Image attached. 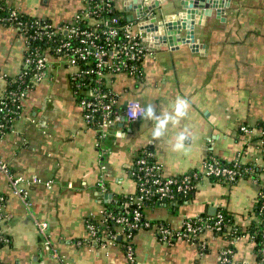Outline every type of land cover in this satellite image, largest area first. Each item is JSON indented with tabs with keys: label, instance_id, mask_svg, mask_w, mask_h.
<instances>
[{
	"label": "crops",
	"instance_id": "crops-1",
	"mask_svg": "<svg viewBox=\"0 0 264 264\" xmlns=\"http://www.w3.org/2000/svg\"><path fill=\"white\" fill-rule=\"evenodd\" d=\"M217 2L223 7L221 16L198 15L195 19L194 44L201 46L199 50L187 43L173 48L149 44L141 64L142 78L126 73L108 78L121 104L137 99L145 107L154 105L157 114L170 111L177 97L189 100V117L177 128H170L160 141L151 139L153 122L141 117L123 125L121 119L98 142L74 96L71 69L53 63L48 76L26 99L13 130L0 142V158L13 173L28 181L34 177L40 180L28 185L27 206L0 172V192L7 196L8 213L3 225L12 238L10 246L0 248L3 262L221 264L219 255L228 242L210 231L201 237L207 248L202 251L199 244L185 240L163 243L153 229L141 228L133 237L135 257L130 263L123 243L106 241L98 246L87 227V220L101 219L105 203L136 191L129 167L136 152L148 145L166 176L201 170L211 156L232 162L239 153L242 163L263 167L257 126L264 120V0ZM115 3L124 17L136 22L127 0ZM8 4L60 24L73 21L84 0H8ZM161 5L166 10L170 2L164 0ZM134 29L140 30L138 23ZM23 50L18 31L0 25V70L17 74ZM243 125L253 129L251 135L239 131ZM183 128L191 131V142L185 151L175 152L171 145ZM102 178L105 188L99 184ZM256 178L241 177L235 183L205 179L189 203L175 209L157 204L148 206L146 212L153 220L180 227L186 217L223 208L246 230L255 218L258 193L264 185L263 173ZM48 181H52L49 187ZM42 223L47 224V239L40 231ZM232 264H257L255 243L248 235L236 240Z\"/></svg>",
	"mask_w": 264,
	"mask_h": 264
},
{
	"label": "built area",
	"instance_id": "built-area-1",
	"mask_svg": "<svg viewBox=\"0 0 264 264\" xmlns=\"http://www.w3.org/2000/svg\"><path fill=\"white\" fill-rule=\"evenodd\" d=\"M115 2L116 0H100V2L98 0H84L83 9L78 12L75 19L71 22L66 24L46 22L42 25L37 22L40 25V29H38L39 35L45 37L48 43L54 42L52 41L54 35L59 36L58 46L55 48L48 44L49 46L43 50L32 51L29 40L21 32L23 23L19 21L18 26H12L18 31L24 41V55L20 71L17 74L8 75L0 70V119L8 121L10 114H16L20 111V116L23 114L26 99L48 76L54 62L64 63L71 69L70 77H72L75 85L74 94L79 100L78 105L83 112L86 124L95 131L98 142L105 139L109 132L108 129L116 125L124 115L129 121H135L143 117L145 106L141 101L128 99L124 104H121L120 98L110 97L108 99L107 94L98 88V83L102 80H105L106 84L109 85L108 78L119 73L136 76V74L141 72L140 62L149 52V43L145 41L144 34L141 30L134 29L136 23L127 22L120 24L118 16L110 17L105 13V11L112 12L113 8L117 9ZM3 19L0 17V20ZM7 19H16V12H13ZM80 62H84L87 66L82 67ZM89 63H93V65L89 66ZM30 69L33 72L30 79L26 80ZM91 74H94L96 79L87 82L86 77ZM10 76L15 83H18L15 89H9L7 77ZM114 107L115 110L113 109ZM3 128H5V123L0 122V142L8 134ZM241 130L243 134L247 135H251L253 132V129L247 125L241 126ZM258 137L259 147L263 152L264 159V129H259ZM152 157H155V152L146 151L132 166L130 174L134 176L136 191L131 194H137L135 200L139 206L133 212V219L130 220L125 216H116L112 213L106 215L104 209L102 210L101 219H99L101 224L104 223L106 218H111L116 223L123 225V228L111 235L107 241L115 242L118 238H123L126 257L130 263L134 262L135 257L133 245L135 230L141 228L153 229L158 239L166 244H172L178 240L197 243L196 240H202L201 237L205 232L210 231L213 234L222 235L224 233L223 228L228 226L224 224L223 214L218 211L214 215L198 216L195 219L188 218L183 222L182 229L178 230H173L162 224L152 225L149 220L145 219L144 221L146 216L140 210L143 201L154 197L159 200L173 201L177 194L187 196L192 192L194 193L205 179L213 177L217 180L231 183L239 176L241 178V174L244 172L241 168L243 163L240 159V153L228 165L211 156L204 161L201 170H194L178 176L164 175L162 165L157 160L151 162L150 158L152 159ZM261 169L264 170V165ZM248 171L253 173L254 169L249 168ZM0 172L6 177L12 192L20 196L24 203L29 206V201L27 200L28 185L30 183H38L40 180L34 177L31 181H28L22 176L16 175L12 172L7 162L1 158ZM51 183L52 181L46 182V186L49 187ZM99 184L102 188H105L103 178ZM5 195L0 192V241L4 240L5 246H9V239H4L1 235H9L5 232L3 225L8 219ZM257 200L260 202V222L264 224V185L259 190ZM184 202L188 203L189 200ZM46 227V223L40 224V231L47 239ZM87 227L95 241L98 242L99 237L96 226L87 224ZM261 234L260 261H257V263L264 264V228L261 230ZM237 239L235 237L227 239L228 244L219 255L221 264H232ZM200 244L202 247H206L203 240ZM54 254L57 256L56 250ZM0 264L8 263L0 259Z\"/></svg>",
	"mask_w": 264,
	"mask_h": 264
},
{
	"label": "trees",
	"instance_id": "trees-1",
	"mask_svg": "<svg viewBox=\"0 0 264 264\" xmlns=\"http://www.w3.org/2000/svg\"><path fill=\"white\" fill-rule=\"evenodd\" d=\"M98 2H100V0H98ZM1 7L2 8L0 9V17H2L4 19L0 20V25H3V26L17 25L18 26V22L21 21L23 23V26H22L23 29L21 32L23 34H25V37L29 40V43H30L29 45H30V48L32 51L43 50L44 48H46L49 45H51L52 48H55L58 46V39H59L58 35L53 36L52 41H54V42L48 43L47 39L45 37H41L38 33V31H39L38 29H40V25H42L46 22H49V23L52 22L49 18H47V17H35V16L25 14L24 12L16 9L15 7L10 6L8 4V0H1ZM13 12H16V19L8 20L7 18H9ZM105 13L108 14V16H110V17L118 16L120 19V24H125L127 22L133 23L132 20H129L126 17H124L122 15V13L117 9L113 8L112 12L105 11ZM37 22H39L40 25ZM62 24H66V23H62ZM53 53H55V52L53 51ZM141 62H140L139 67H140V71L142 72ZM80 64L82 67L87 66L84 62H80ZM91 65H93V63H89V66H91ZM32 72H33V70L30 69L29 74L26 77V80L30 79ZM141 72L136 74V78H142ZM95 79H96V76L94 74L88 75L86 77L87 82L94 81ZM70 80L72 82L73 90H75V85H74L72 77H70ZM7 81L9 83V89H15L16 86L18 85V83H15L12 80L11 76L7 77ZM98 88L103 93L107 94L108 99L110 97L119 98V96L113 91L111 85L110 86L107 85L105 80H102L100 83H98ZM74 96L76 97L75 94H74ZM76 100H77V102L79 101L78 98H76ZM113 109L115 110V107ZM20 114H21V111L16 113V114H10V119L8 121L0 119V122L5 123V128H3V129L6 133H9L13 130L14 123L18 119ZM257 127H259L260 129H264V120L260 121ZM239 131L241 133H243L241 130V127H240ZM149 150L155 152L153 147L149 146V145L144 147V148L139 149L136 152V155L132 161V165L129 167V173H131V170L133 168L132 167L133 164H135V162H137V160L139 158H141L146 153V151H149ZM150 161L151 162L156 161V158L152 157V159L150 158ZM220 161L223 162L224 164H227V165L231 163V162H226L223 160H220ZM241 168H242V170H244V172L241 174L242 177L253 176L254 178H256L257 174H261L264 172L263 169L258 168L257 165L251 164V163H249V164L243 163V164H241ZM249 168H253L254 172L252 173V172L248 171ZM132 177L134 179L133 175H132ZM239 177L231 183H235L238 179H240ZM210 180H214V181L221 182V183H226V182H223L221 180H217L216 178H213V177H211ZM195 192L196 191H194V193L192 192L191 194H188L187 196H182V195L177 194L173 201L159 200L156 197L143 201L142 205L140 206V210L143 213V215L146 216V218H144V221L146 219V220H149L152 225L153 224H156V225L162 224V225H165L167 227H170L173 230H178V229H182L183 222L188 218L195 219L198 216H208L209 214L204 213V214H200L198 216L186 217L183 220L182 225L180 227H174L173 225H171L165 221L151 219L146 212V209L148 206H153V205H157V204H167L170 208L175 209L176 207L184 204L185 200H189V202L191 200H193V196H194ZM136 195L137 194H126V195L120 194V195H118L116 197V199L104 204L103 209L105 211V214L107 215L108 213H112L116 216H125V217L129 218L130 220H132L134 210L139 207L137 201L135 200ZM6 199H7V196H6ZM259 205H260V202L257 200L256 206H255V218L247 225L246 230H243V228L240 225L235 223L234 216L228 210L223 209V208L218 210V212H221L224 216V219H225L224 224L228 225L227 227L223 228L224 233L222 234V236L225 237L226 239H231L233 237L239 238V237L248 235V237L255 243V253H256V258H257L258 262L260 261L259 247H261V240H262L261 230L264 228V224L262 222H260L261 221L260 220L261 215L259 212ZM87 224H94L96 226L97 235L99 237V240L97 242L98 246L106 243V241L109 239V237H111V235H113L118 230L123 228L122 224L116 223L115 220H113L111 218H106L103 224L100 223L99 219L98 220L89 219V220H87ZM136 232H137V230L134 231V233H136ZM1 235L4 239L5 238L9 239L8 245L10 246L12 244L11 236L5 235V234H1ZM117 240H118V243H123V238H120V239L118 238ZM196 241L200 245V247L202 248V251H206L207 248L202 247L200 244L202 240L197 239ZM4 246H5L4 240L0 241V248L4 247ZM234 249H235V247H234ZM257 264H259V263H257Z\"/></svg>",
	"mask_w": 264,
	"mask_h": 264
},
{
	"label": "water",
	"instance_id": "water-1",
	"mask_svg": "<svg viewBox=\"0 0 264 264\" xmlns=\"http://www.w3.org/2000/svg\"><path fill=\"white\" fill-rule=\"evenodd\" d=\"M164 0H127L126 5L134 10L136 22L151 47L169 45L171 48L180 43L190 44L195 50L201 46L195 42L194 24L199 15L221 16L222 6L216 0H169L167 9L162 8ZM158 12L159 18L158 19ZM131 20V18H130ZM185 31V35H182ZM153 43V46L152 44ZM157 43V45L155 44ZM126 104V103H125ZM141 119V118H138ZM128 120L124 115L121 125ZM216 211V210H215ZM216 212L211 213L214 215Z\"/></svg>",
	"mask_w": 264,
	"mask_h": 264
},
{
	"label": "clouds",
	"instance_id": "clouds-1",
	"mask_svg": "<svg viewBox=\"0 0 264 264\" xmlns=\"http://www.w3.org/2000/svg\"><path fill=\"white\" fill-rule=\"evenodd\" d=\"M191 110V103L184 97H177L173 107L170 111H157L152 104H148L143 109V119L153 122L151 129V139L153 141H160L164 139L170 128H177L181 122L189 117ZM191 142V131L189 129H180L172 143V150L175 152L185 151Z\"/></svg>",
	"mask_w": 264,
	"mask_h": 264
}]
</instances>
